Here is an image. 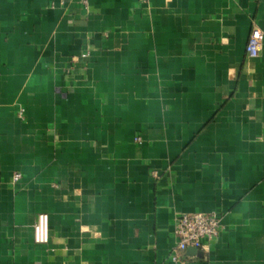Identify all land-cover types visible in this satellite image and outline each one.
Wrapping results in <instances>:
<instances>
[{
    "label": "crops",
    "instance_id": "1",
    "mask_svg": "<svg viewBox=\"0 0 264 264\" xmlns=\"http://www.w3.org/2000/svg\"><path fill=\"white\" fill-rule=\"evenodd\" d=\"M255 26L264 0H0V264H174L213 211L187 264H264Z\"/></svg>",
    "mask_w": 264,
    "mask_h": 264
},
{
    "label": "built area",
    "instance_id": "2",
    "mask_svg": "<svg viewBox=\"0 0 264 264\" xmlns=\"http://www.w3.org/2000/svg\"><path fill=\"white\" fill-rule=\"evenodd\" d=\"M264 42V33L255 26L248 38L246 53L250 59L260 56ZM87 55H84V57ZM18 118L25 120V110L18 112ZM136 142L141 143L142 139L137 137ZM21 178L20 174L15 175V180ZM224 231L221 216L213 211L209 213L195 212L180 215L175 222L174 235L177 244L171 253V261L174 264H187L184 254L189 249H197L201 252L209 251V244ZM34 241L37 245H48L50 243V219L48 214L41 213L37 216L33 225Z\"/></svg>",
    "mask_w": 264,
    "mask_h": 264
},
{
    "label": "water",
    "instance_id": "3",
    "mask_svg": "<svg viewBox=\"0 0 264 264\" xmlns=\"http://www.w3.org/2000/svg\"><path fill=\"white\" fill-rule=\"evenodd\" d=\"M189 250H192V251H194V252H196V253H200V251L197 250V249H189Z\"/></svg>",
    "mask_w": 264,
    "mask_h": 264
}]
</instances>
